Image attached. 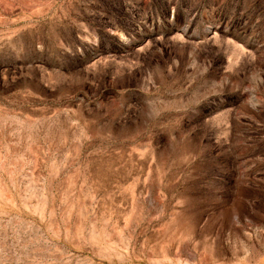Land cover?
<instances>
[{
  "label": "rangeland",
  "instance_id": "374dc122",
  "mask_svg": "<svg viewBox=\"0 0 264 264\" xmlns=\"http://www.w3.org/2000/svg\"><path fill=\"white\" fill-rule=\"evenodd\" d=\"M0 264H264V0H0Z\"/></svg>",
  "mask_w": 264,
  "mask_h": 264
}]
</instances>
